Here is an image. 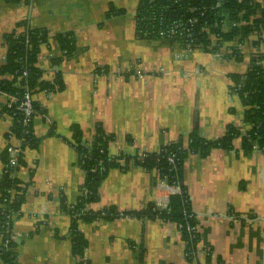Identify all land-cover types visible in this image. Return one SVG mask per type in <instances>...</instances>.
I'll return each instance as SVG.
<instances>
[{"label":"crops","instance_id":"0c3cea01","mask_svg":"<svg viewBox=\"0 0 264 264\" xmlns=\"http://www.w3.org/2000/svg\"><path fill=\"white\" fill-rule=\"evenodd\" d=\"M138 5L139 0H0V66L7 54L2 35L22 31L19 23L26 21L48 33L37 61L42 80L52 83L61 73L64 81L60 91L33 95L42 109L33 121L40 143L25 150V165L16 173L28 184L15 224L19 264H264V153L243 151L252 124L231 78L247 72L255 46H247L239 61L227 48L187 50L170 39L141 37ZM62 33L76 38L70 57L58 42ZM7 100L0 94V173L1 153L18 143L7 136L13 122L4 111ZM74 125L86 143L100 125L113 136V156L158 152L194 131L218 139L229 125L239 130L232 149L185 159L184 180L200 234L194 258L187 256L176 222L133 216L79 219L87 246L82 258L74 254L72 219L62 206V197L69 205L77 201L85 177L73 145ZM173 193L156 170L131 164L109 171L100 200L89 208L140 211L165 206Z\"/></svg>","mask_w":264,"mask_h":264},{"label":"trees","instance_id":"16d2710c","mask_svg":"<svg viewBox=\"0 0 264 264\" xmlns=\"http://www.w3.org/2000/svg\"><path fill=\"white\" fill-rule=\"evenodd\" d=\"M20 1V0H9ZM29 2V0H24ZM256 0H139L138 27L147 29L151 20L156 26L149 30H160V18L163 24L173 20L183 22L187 32L176 40L183 47L190 41L207 52H215L218 47H210L211 33L220 35L223 41H231L237 37L244 39L254 29L264 26V7ZM258 7L261 8L258 16ZM235 22L251 21V24H242L231 29L224 28L227 19ZM151 18V19H149ZM20 32L3 34L7 54L4 63L0 66V94L8 97L11 105H5L4 111L13 118L9 139L15 137L19 142L21 152L16 162H11L10 145L1 153L3 170L0 173V261L1 264H19L21 242L15 234L16 221L22 216V204L26 196L28 184L22 182L16 173L25 165L24 152L28 148H37L40 139L34 134V117L42 111L39 104L31 101L32 114L27 117L22 108L25 94L29 91L33 97L36 92H55L64 88L63 75L59 73L54 82L42 80V70L38 67V55L42 44L48 42V33L43 28H33L26 21ZM153 34L151 38H157ZM58 42L67 57L72 56L76 49V38L73 33L58 35ZM236 60H242L238 53L232 54ZM26 72V75L24 73ZM233 93H238L246 106L245 120L252 124L251 130L243 136L242 148L245 154L255 149L256 142L264 153V68L253 63L244 74L233 73ZM27 86L25 88L24 86ZM27 118L29 119L28 121ZM73 145L79 152V165L85 177L81 185V194L74 204H67L62 197L63 209L72 219L71 238L73 252L79 257L84 256L87 241L77 228V221H97L100 219L114 220L122 216L138 218L159 217L176 222L186 242V254L194 258L200 234L195 226V214L191 206V197L184 180L185 159L189 154L207 156L214 148L232 149L234 139L240 136L234 125H229L226 134L218 139H207L199 131H194L188 138H180L176 142L164 145L158 152H143L134 156L121 153L113 156L109 153V141L113 136L107 135L99 125L95 139L86 143L79 126L72 127ZM172 159V160H171ZM131 164L146 170H156L161 179L170 187H180L179 193H173L166 209L159 210L158 206L151 205L140 211H120L115 206L106 207L100 211H93L89 204L100 200V187L113 168L127 170ZM189 227L195 229L190 230ZM86 264V262H80Z\"/></svg>","mask_w":264,"mask_h":264},{"label":"built area","instance_id":"2783aa9c","mask_svg":"<svg viewBox=\"0 0 264 264\" xmlns=\"http://www.w3.org/2000/svg\"><path fill=\"white\" fill-rule=\"evenodd\" d=\"M152 2H154L155 0H151ZM257 2H259L261 4V8L264 7V0H256ZM258 7V16L260 15L261 12V8ZM139 16V12H137V21H136V27H137V34L141 37H145V38H151L153 36V34H157L158 37L157 38H165V39H170V40H176L178 37H181L185 34V32H187L188 30H186L183 22H181L180 20H173L170 23H166L163 24L162 19L160 18V30L154 31V30H149L151 28H154L156 26V21L151 20L149 22L148 28L147 29H140L138 27V18ZM151 19V18H149ZM251 21H241V22H235L233 20H229L228 17L227 19L224 21V28L225 29H231L233 27L242 25V24H251L252 23V18L250 19ZM209 38L211 40V45L210 47H218L217 51L213 52V53H220L223 51L222 48H227V52L229 55H232L234 53H238L241 56H244L246 54V47L250 46V44L254 45V51L251 54V61L249 64V68L248 70L252 67L253 63L256 64H260L263 66L264 68V26L263 27H259V29H254L251 34H249L248 36H246L244 39H241L240 37L235 38L234 40L231 41H223L220 35L217 34H213L211 33L209 35ZM178 42V41H177ZM193 46V41H190L184 48H186L187 50L191 49ZM201 48V47H200ZM235 58V56H233ZM247 70V71H248ZM140 75V77L142 76L140 74V72H138ZM24 75H26V72L24 73ZM25 88H27V86H24ZM32 95L29 91L26 92L25 94V100L22 103V108L24 110V112L26 113L27 117H29L32 114V108H31V101H32ZM11 101H9V99L7 100V104L10 106ZM6 104V105H7ZM29 119L27 118L26 121H28ZM12 139H16L14 136L11 137ZM255 149H259L257 143H254ZM10 149V153L12 156V160L11 162L14 164L16 162V158L17 155L21 152L20 148H19V142L15 145L12 144ZM172 160V159H171ZM174 193H179L180 192V187L176 186V187H172ZM169 201V200H168ZM168 202L167 204H165L164 209L167 208ZM188 229L190 230H194V227H189Z\"/></svg>","mask_w":264,"mask_h":264},{"label":"water","instance_id":"95a60500","mask_svg":"<svg viewBox=\"0 0 264 264\" xmlns=\"http://www.w3.org/2000/svg\"><path fill=\"white\" fill-rule=\"evenodd\" d=\"M196 127H198V123L196 122ZM158 209L161 210L163 209V206H158Z\"/></svg>","mask_w":264,"mask_h":264},{"label":"rangeland","instance_id":"374dc122","mask_svg":"<svg viewBox=\"0 0 264 264\" xmlns=\"http://www.w3.org/2000/svg\"><path fill=\"white\" fill-rule=\"evenodd\" d=\"M233 86H234V84H233ZM233 88V87H232Z\"/></svg>","mask_w":264,"mask_h":264}]
</instances>
